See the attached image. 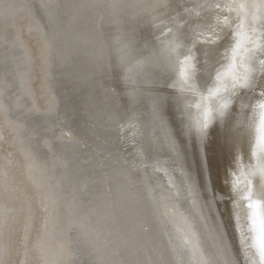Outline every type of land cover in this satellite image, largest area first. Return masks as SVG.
Returning a JSON list of instances; mask_svg holds the SVG:
<instances>
[{
    "label": "bare ground",
    "instance_id": "bare-ground-1",
    "mask_svg": "<svg viewBox=\"0 0 264 264\" xmlns=\"http://www.w3.org/2000/svg\"><path fill=\"white\" fill-rule=\"evenodd\" d=\"M262 75L264 0H0V264H260L258 247L241 251L236 213L252 245L242 195L249 181L259 190L264 109L247 95L230 102ZM162 83L185 125L208 122L186 156L170 147L168 117L153 116ZM28 151L60 197L50 235ZM201 172L208 190L194 191Z\"/></svg>",
    "mask_w": 264,
    "mask_h": 264
},
{
    "label": "snow or ice",
    "instance_id": "snow-or-ice-1",
    "mask_svg": "<svg viewBox=\"0 0 264 264\" xmlns=\"http://www.w3.org/2000/svg\"><path fill=\"white\" fill-rule=\"evenodd\" d=\"M199 51L200 48L193 45L192 49L188 50V57L191 58L193 63L199 66ZM195 53V54H194ZM182 54V53H178ZM211 55V50H206L204 52L205 59ZM195 71V69H194ZM125 87L130 88L131 92L136 91V87L130 84L131 77L125 76ZM261 81H264V75L261 76ZM116 88L118 91L121 90L120 85L117 84ZM238 91L232 96L231 106L235 107V102L241 97L248 96L249 103L252 100L259 101V108L264 109V82L254 83L252 77H245L242 83L238 84ZM151 91L155 94L153 100V116L155 119L164 122V118L168 117L166 122L167 128L170 132H166L165 135L169 137L170 147L175 153L176 157L186 156V144L185 140H191L193 142L200 141L203 142L208 135V122L204 124L203 127L197 126L195 129L191 125H185L183 119L177 115L179 109L174 108L173 96L174 94L167 89L166 83H162L159 87H153ZM259 93L257 95L256 93ZM229 108V103L222 106L220 110V116L223 118L225 115V110ZM214 116H209L208 120L214 119ZM258 143L262 153H264V114L261 115L258 128ZM264 158V157H262ZM206 159V157H205ZM235 159V157H233ZM254 174V173H253ZM201 178L204 177V173L199 174ZM228 177V169L225 170V180ZM198 178L194 182L193 190L195 191L198 185L201 189L208 190V180L207 178ZM233 190L235 191V185H233ZM237 195H241L237 192ZM258 197V199H256ZM242 198L248 201V208L252 209V231L256 233L252 237L254 243L252 245L248 244L249 237L245 235L242 225H241V215L239 212L236 213V229L239 231V243L241 246V251H246L250 247H258L260 264H264V214L260 213L259 209L264 208V164L260 167V186L258 191H253L251 188V181L246 189V194L242 195ZM239 205V201L236 202V206ZM207 206L209 212H211V201H207ZM257 220H259V226L257 227ZM223 227V225H221ZM229 264H240V261L233 258L229 261Z\"/></svg>",
    "mask_w": 264,
    "mask_h": 264
},
{
    "label": "water",
    "instance_id": "water-1",
    "mask_svg": "<svg viewBox=\"0 0 264 264\" xmlns=\"http://www.w3.org/2000/svg\"><path fill=\"white\" fill-rule=\"evenodd\" d=\"M24 17H25V20H27V22H29V24H28L29 27L28 28H30L31 31H33L34 33H36L40 37L42 35V30H41V28L39 29V25L33 19L32 14L28 13V12H25ZM46 53L47 52L44 51L43 55H42L45 59H46ZM3 99H5L4 93L0 92V105L3 107V108H1L2 112L4 113V115H8L9 114V110L7 108L8 106L5 105V103H4L5 101ZM20 129H21V127H18L16 129V131H19ZM21 139H22V137H21ZM24 142L27 143L25 141V139H24ZM28 145H25V146L29 147ZM28 152H29L30 158L32 160V167H30V171H31V173H33V184H34V186H35V188L37 190H41L42 191V193H41L42 194V198H44V200L47 201V205L48 206H47V208H44V209L45 210H52L53 221H51L52 216H50V222H52V225L48 229L49 235H50L51 232H54V231H56V230H58L60 228L59 225L61 224V215H60L59 204H58V202L59 203L61 202L60 201V197H59V195L57 193H51L48 190V188H47V186H46V184L44 182L45 178L47 177L48 171L43 166L42 161H40L39 158L37 157V154H35L36 152L34 151L35 156L30 151H28ZM27 159L29 160L28 156H27ZM32 168H33V170H32ZM56 209L59 210V213H57ZM78 222H80V221L79 220L76 221V220L73 219L71 226L74 227L76 225V223H78ZM63 244H64V247H62V251L65 252L66 245L68 246V241H67L66 237H64ZM69 251H70V248H69ZM77 256H78V253H76V251L74 250L72 252V255H71L70 259L72 261L77 262V260H76Z\"/></svg>",
    "mask_w": 264,
    "mask_h": 264
}]
</instances>
